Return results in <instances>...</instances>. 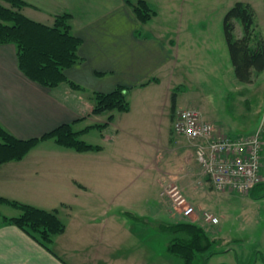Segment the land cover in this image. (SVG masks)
I'll return each mask as SVG.
<instances>
[{
	"label": "crops",
	"instance_id": "0c3cea01",
	"mask_svg": "<svg viewBox=\"0 0 264 264\" xmlns=\"http://www.w3.org/2000/svg\"><path fill=\"white\" fill-rule=\"evenodd\" d=\"M24 1L30 6L22 10L23 14L48 26L54 25L57 15H72V33L83 40L79 49L82 61L66 69L65 74L82 90L69 92L67 85L49 89L29 80L19 68L16 46L0 45V124L21 139L41 137L65 123H74L75 129L83 120L107 116L92 114L93 95L110 93L119 86L131 89L130 111L119 112L123 115L120 122H115L117 114L112 113V120L98 124L113 123L116 130L109 138L113 145L110 154L103 145L88 143L101 150L80 153L56 143L46 144L45 140L23 160L0 166L1 198L48 211L57 209L66 225L65 232L56 236L51 249H47L19 227L1 224L0 264H183L169 254L170 238L163 233L162 225L183 220L182 214L175 210L169 194L171 188L177 187L188 204L194 205L196 185L201 182L200 175L205 177L203 168L198 173L190 165L196 157L195 144L189 141L177 145L170 140L167 148L157 150V158H165L166 153H175L180 158L177 164L168 167L162 162L148 164L123 145L124 138L135 132L148 135L149 129L143 124L150 121L151 132L155 126L159 131L165 127V134L173 136L179 114L199 102L188 98L181 101L177 95L173 118L172 99L156 97L163 89L161 75L175 74L178 65L187 59L185 36L177 28L174 34L151 32L149 23L159 13L156 10L157 15L151 21L141 23L130 6L141 0ZM144 1L153 7L151 0ZM229 71L226 69L225 75ZM137 89L145 96L133 103L131 95ZM168 89L171 92L172 85ZM85 106L88 111L83 112ZM203 120L215 126L217 136H230L232 129H238L234 123L217 118ZM250 135L254 133L245 136ZM151 149L154 150L153 146ZM125 166L140 174L138 178H143L148 191H160L162 199L168 200L166 210L173 221L166 220L165 213H159V225L146 222L151 208V204H146L151 203V193L143 197L137 191L130 194L132 184H129V194L125 195L122 176ZM205 178L214 190L208 177ZM62 186H70V190L63 191ZM158 210L163 212L162 208ZM195 210L189 220L197 223L204 212L197 206ZM19 215L11 205L0 204V221L2 217Z\"/></svg>",
	"mask_w": 264,
	"mask_h": 264
},
{
	"label": "rangeland",
	"instance_id": "374dc122",
	"mask_svg": "<svg viewBox=\"0 0 264 264\" xmlns=\"http://www.w3.org/2000/svg\"><path fill=\"white\" fill-rule=\"evenodd\" d=\"M240 2L250 4L254 8L259 30L264 37V0H151V4L159 15L149 23L148 27L151 32L164 31L171 34L175 33V28L179 29L181 35L185 36L183 44L188 49H186L187 59L185 62L182 60L175 74L161 75L163 89L156 95L157 99L163 100L168 97L170 101L176 94L181 101L186 98L199 101L197 105L192 106L201 113L202 119L211 121L217 118L226 123H234L238 127L229 132V137L233 138H241L248 133L255 134L260 130L262 134L264 133V73L254 77V81L250 84L239 83L233 71L226 40V15ZM235 24V37L240 38L243 35L241 23L236 21ZM183 47L181 46V49ZM226 69L230 71L225 75ZM171 85L173 89L170 92L168 88ZM180 86V89L174 90ZM67 88L69 92H80ZM138 90L140 89L131 95L133 103L145 96ZM85 107L83 112L87 110V106ZM113 114H117L115 122L122 120L123 115L119 112L116 111ZM109 116L110 114H107V116L83 120L75 126V130L83 131L88 127L102 124L108 121ZM112 124L102 130L89 129L81 135V139L87 143L105 146L110 154L112 151L110 148H113V145L109 138L115 133ZM143 126L149 129V134L143 136L135 132L136 136L124 138L123 147L129 153L137 154L148 164L162 162L165 167H168V164L170 166L177 164L180 158L175 153H166L165 158H157L156 151L167 148L170 140L177 145L188 144L190 140L176 133H172L173 136L170 137L169 134H165V127L159 131L155 126L151 132V121L149 124L144 123ZM46 142H48L46 144L55 145L52 139ZM190 165L201 173L202 166L197 157H194ZM128 167L125 166L122 171L125 195L129 194L130 190L127 189L129 184H132L130 194L137 191L143 197L145 193H151V203L146 204L148 206L151 204L149 215L145 217L146 222L159 225L161 222V218H157L159 213H165L168 220L170 216L167 211L168 200L162 199L160 191L158 193L148 191L143 184V178H138L140 174L136 173L134 168ZM205 177L200 175L201 182L198 181L196 185L193 204L200 207L204 213L214 214L220 222L219 225L213 226L204 222V219L197 221L198 225L219 242L217 254L207 264H264V185L254 194L220 193L211 188ZM261 183H264V161H262ZM61 189L69 191L70 186ZM141 203L143 204L144 200ZM161 208L163 212L158 210ZM143 223L139 222V224ZM195 264H204V259L199 257Z\"/></svg>",
	"mask_w": 264,
	"mask_h": 264
},
{
	"label": "trees",
	"instance_id": "16d2710c",
	"mask_svg": "<svg viewBox=\"0 0 264 264\" xmlns=\"http://www.w3.org/2000/svg\"><path fill=\"white\" fill-rule=\"evenodd\" d=\"M30 6L24 0H0V45L13 44L17 49L18 65L21 72L39 85L56 89L62 85L81 91L82 88L71 82L65 70L81 63L79 49L83 40L72 33L69 13L57 15L53 26H48L26 17L22 10ZM141 23H148L157 15L156 10L146 1L130 4ZM236 21H240L243 35L235 37ZM225 34L234 73L239 83L250 84L254 77L264 73V37L256 21V12L250 4L237 3L226 15ZM130 88L119 86L110 93L95 92V107L92 114L127 113L130 111ZM173 118L176 113V94L172 97ZM107 124L93 128L102 129ZM91 129L76 131L74 123H65L41 137L21 139L0 124V166L13 161L23 160L37 145L45 140L77 152H97L93 146L81 139V135ZM262 161H264V133L262 134ZM264 185H259L251 194ZM0 204H8L20 212L17 217H2L1 224L15 225L28 233L35 241L51 249L54 238L66 230L59 216V210L37 208L18 201L0 197ZM220 223V222H219ZM213 226H217L212 224ZM163 233L170 238L168 252L179 258L183 264H195L199 257L204 264L217 254L218 240L196 222L183 217L178 222L162 225Z\"/></svg>",
	"mask_w": 264,
	"mask_h": 264
},
{
	"label": "built area",
	"instance_id": "2783aa9c",
	"mask_svg": "<svg viewBox=\"0 0 264 264\" xmlns=\"http://www.w3.org/2000/svg\"><path fill=\"white\" fill-rule=\"evenodd\" d=\"M174 133L185 136L195 144L196 157L214 189L220 193H252L262 181V131L254 135L233 138L217 136L213 124L202 119L197 109L189 108L179 114ZM175 210L186 219L196 214L177 187L169 191ZM208 224H219L211 213H204Z\"/></svg>",
	"mask_w": 264,
	"mask_h": 264
}]
</instances>
